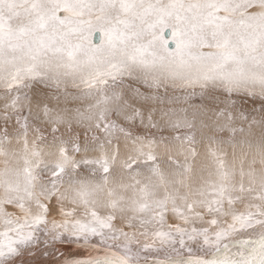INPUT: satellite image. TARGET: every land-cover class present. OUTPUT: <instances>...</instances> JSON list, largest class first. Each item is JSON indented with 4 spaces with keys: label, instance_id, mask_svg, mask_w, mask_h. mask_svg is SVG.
Instances as JSON below:
<instances>
[{
    "label": "snow or ice",
    "instance_id": "1",
    "mask_svg": "<svg viewBox=\"0 0 264 264\" xmlns=\"http://www.w3.org/2000/svg\"><path fill=\"white\" fill-rule=\"evenodd\" d=\"M38 252L264 264V0H0V264Z\"/></svg>",
    "mask_w": 264,
    "mask_h": 264
},
{
    "label": "bare ground",
    "instance_id": "2",
    "mask_svg": "<svg viewBox=\"0 0 264 264\" xmlns=\"http://www.w3.org/2000/svg\"><path fill=\"white\" fill-rule=\"evenodd\" d=\"M167 34L168 33H166V35ZM22 259L25 261H33L34 264H52V261L50 259L45 258L39 252L37 253V255L35 257L25 256Z\"/></svg>",
    "mask_w": 264,
    "mask_h": 264
}]
</instances>
